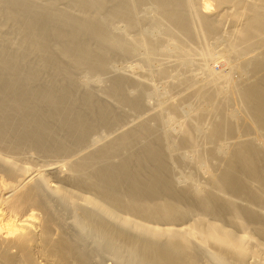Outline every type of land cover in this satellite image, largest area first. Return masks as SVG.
I'll return each instance as SVG.
<instances>
[{
	"label": "bare ground",
	"instance_id": "6f19581e",
	"mask_svg": "<svg viewBox=\"0 0 264 264\" xmlns=\"http://www.w3.org/2000/svg\"><path fill=\"white\" fill-rule=\"evenodd\" d=\"M0 264H264V0H0Z\"/></svg>",
	"mask_w": 264,
	"mask_h": 264
},
{
	"label": "rangeland",
	"instance_id": "374dc122",
	"mask_svg": "<svg viewBox=\"0 0 264 264\" xmlns=\"http://www.w3.org/2000/svg\"><path fill=\"white\" fill-rule=\"evenodd\" d=\"M216 48H217V47H216ZM217 50H219V48H218ZM129 61H130V63H129ZM129 61L126 63V65H127L128 67L131 65V63H132V62H131L132 59H131V60L129 59ZM128 63H129L130 65H128ZM225 66H226V65H225L224 63H222V62H216V63L213 65V69L215 68V69H214L215 71H219V70H221V69L223 70V67H225ZM227 68H228V67H225L224 70L227 71V70H228ZM158 81H159V80H158ZM158 81H157V80H156V82L154 81V82H155L154 84L157 85V86L159 87V90H161L162 87H161L160 85H162V82L159 81L160 84H158V83H157ZM160 87H161V88H160ZM151 99H154V98H151ZM151 99H150V100H151ZM150 100L148 101L149 104L152 103V105L150 104L152 107H151V106H150V107H151V108H156V107H157V104H156L157 101H152V100L150 101ZM154 100H156V99H154ZM195 178H197L196 175H195ZM197 179H200V177H198Z\"/></svg>",
	"mask_w": 264,
	"mask_h": 264
}]
</instances>
